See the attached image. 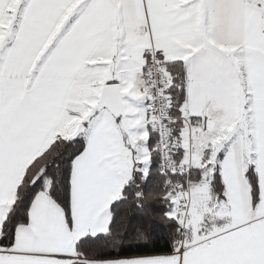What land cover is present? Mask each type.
Returning <instances> with one entry per match:
<instances>
[{
    "label": "snow or ice",
    "instance_id": "1",
    "mask_svg": "<svg viewBox=\"0 0 264 264\" xmlns=\"http://www.w3.org/2000/svg\"><path fill=\"white\" fill-rule=\"evenodd\" d=\"M0 264H264V0H0Z\"/></svg>",
    "mask_w": 264,
    "mask_h": 264
}]
</instances>
